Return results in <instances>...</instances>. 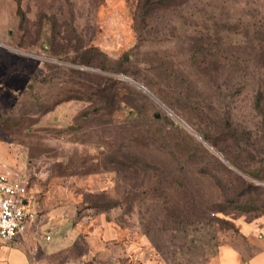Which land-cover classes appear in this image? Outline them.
<instances>
[{
    "label": "rangeland",
    "instance_id": "374dc122",
    "mask_svg": "<svg viewBox=\"0 0 264 264\" xmlns=\"http://www.w3.org/2000/svg\"><path fill=\"white\" fill-rule=\"evenodd\" d=\"M6 167L37 208L123 229L127 264L251 251L238 222L264 220V0H0Z\"/></svg>",
    "mask_w": 264,
    "mask_h": 264
},
{
    "label": "crops",
    "instance_id": "0c3cea01",
    "mask_svg": "<svg viewBox=\"0 0 264 264\" xmlns=\"http://www.w3.org/2000/svg\"><path fill=\"white\" fill-rule=\"evenodd\" d=\"M3 171L13 172L10 167ZM30 206L39 214L37 222L19 241L0 240V264H127L132 259L127 234L108 217L105 221L95 217L87 224L85 217L60 207L37 208L34 197ZM238 229L251 251L222 245L216 264H264V220L240 221ZM43 233L50 239L45 240Z\"/></svg>",
    "mask_w": 264,
    "mask_h": 264
},
{
    "label": "built area",
    "instance_id": "2783aa9c",
    "mask_svg": "<svg viewBox=\"0 0 264 264\" xmlns=\"http://www.w3.org/2000/svg\"><path fill=\"white\" fill-rule=\"evenodd\" d=\"M33 194L22 175L0 172V240L19 241L30 225L37 222L38 212L30 206ZM45 240L50 234L43 233Z\"/></svg>",
    "mask_w": 264,
    "mask_h": 264
},
{
    "label": "trees",
    "instance_id": "16d2710c",
    "mask_svg": "<svg viewBox=\"0 0 264 264\" xmlns=\"http://www.w3.org/2000/svg\"><path fill=\"white\" fill-rule=\"evenodd\" d=\"M28 184V183H27Z\"/></svg>",
    "mask_w": 264,
    "mask_h": 264
}]
</instances>
